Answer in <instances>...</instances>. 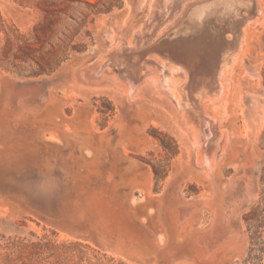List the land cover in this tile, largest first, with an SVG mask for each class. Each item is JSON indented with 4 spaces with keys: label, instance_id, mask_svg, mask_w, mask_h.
<instances>
[{
    "label": "rangeland",
    "instance_id": "1",
    "mask_svg": "<svg viewBox=\"0 0 264 264\" xmlns=\"http://www.w3.org/2000/svg\"><path fill=\"white\" fill-rule=\"evenodd\" d=\"M214 37L210 135L130 81ZM0 264H264V0H0Z\"/></svg>",
    "mask_w": 264,
    "mask_h": 264
},
{
    "label": "bare ground",
    "instance_id": "2",
    "mask_svg": "<svg viewBox=\"0 0 264 264\" xmlns=\"http://www.w3.org/2000/svg\"><path fill=\"white\" fill-rule=\"evenodd\" d=\"M237 3H238V1L236 2V4ZM260 11H262V10H260ZM252 14L254 15L253 11H252ZM254 16H253V18H254ZM246 17H247V19H249L248 16H246ZM247 19L245 20L246 22H247ZM187 27H186V29H187ZM229 28L232 29V32L234 33L235 37L238 40L241 38L243 31L244 32L247 31V28L245 25L242 26L241 28L237 29L233 26V24H231ZM196 33L193 32V33H191V35L196 36ZM206 41L207 40H205V43H207ZM191 42L192 43L189 42V45H187L185 47H183V45H176V44L171 45V46L162 45L161 47H158V48H156L154 46L151 47L148 51L157 52V54H155V55L153 54L151 57L149 56L150 58L144 60L142 63H140V65L136 66V67H138V69L135 68V71L136 72L139 71V74H138L139 76L136 77L135 79H131L130 83L132 85H136L135 83L142 81L145 83L157 85V86H159V88H162L164 91L167 90L166 88H171L172 90H174L180 94V97L184 100L183 104L191 105L192 110L194 109L196 112H198L200 115H202L203 110H204V108H203L204 105H206V103L208 101L218 97L221 93H223V91H224V76L226 75V71L234 62H236V61L240 62L241 61L244 54L246 53L247 48L245 50V48H244L245 46L243 48H238L239 46L235 47L236 45L234 46V42H233V45H232V46H234L233 47V52H234L233 56H230V57L226 56L225 57L224 61L227 63L228 67L223 66L220 70L221 72L219 71L220 72L219 73L218 72V67H219L218 62L214 60L216 55L214 56L215 53H213L214 48H218V42H217L216 38L215 37L213 38V41H211V44H209V46L202 44L201 40L199 42H196V43H193V40ZM228 52H230V51H228ZM133 55H136V53L133 52V53H129L126 55H122V56H120L121 58H119V59L120 60L125 59L126 57L131 58ZM115 57H116V55H115ZM137 57H138V55H137ZM111 62H112V60H111ZM205 63H207L209 66H206ZM123 64H125V63H123ZM223 64H225V63L223 62ZM116 65H117V63H116ZM184 74H185L187 79L184 78L183 81H179V79H181L180 76L184 75ZM181 110H183V108ZM202 118L204 119L203 120L204 126L206 125V131H208L207 133H209L210 135H214V133H216V132L213 131L212 124H211L212 123L211 118L209 117L210 118V120H209V118H207L204 115H202ZM213 120L215 121V119H213ZM214 121H213V124H214ZM195 124H194V126H195ZM206 137L207 136L205 134V138ZM200 141H202V140H200ZM206 141L209 142L208 143V149H209V151L212 152V150L214 149L213 143H212L213 141H211V138L208 140L206 139ZM204 142H202V143H204ZM206 143L207 142H205V144ZM213 151H215V150H213ZM199 156H201V155H199ZM201 157H200V159H201Z\"/></svg>",
    "mask_w": 264,
    "mask_h": 264
}]
</instances>
